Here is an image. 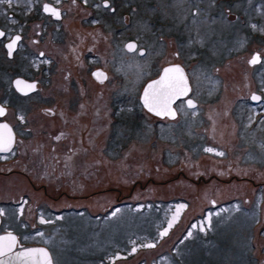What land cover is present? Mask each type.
<instances>
[{
	"label": "rangeland",
	"instance_id": "obj_1",
	"mask_svg": "<svg viewBox=\"0 0 264 264\" xmlns=\"http://www.w3.org/2000/svg\"><path fill=\"white\" fill-rule=\"evenodd\" d=\"M110 2L116 9L113 24L111 16L98 24L99 33L89 27V75L92 67L100 65L108 68L109 81H113L107 84L100 103L92 107L100 115L93 120L103 127L108 126L110 111L127 114H118L122 122L117 131L108 129L113 134L106 145L98 149L89 146V190L82 194L89 193V200L72 208L73 212L80 209L89 221L76 223L60 239L53 231L49 239L36 238L38 233L22 242L47 248L53 264H264V160L249 159L239 147L230 114L233 106L240 110L247 104L245 90L250 84L246 61L250 51H245L260 49L264 53V0ZM41 3L30 0L28 6L37 10ZM232 23L238 24L242 47L230 36ZM129 38L138 42L144 55L124 50ZM249 39L253 43L248 45ZM169 64L186 67L196 81L199 75L211 73L221 80L224 93L213 98L210 107H221L227 119L206 120L204 127L214 139L194 145H161L146 131L141 135L142 144L122 148L120 164L114 166L111 161L108 165L106 156L118 141L117 132L123 124L126 132L122 141L136 137L129 113L142 110L137 102L140 89L133 94L130 88L126 91L129 94H124L123 88L116 91L115 83H120L117 76L132 74L125 79H143L142 86ZM71 73L77 74L74 69ZM119 78L122 86L124 78ZM95 91L89 83V96ZM194 95L200 98L199 87ZM236 99L239 104H235ZM0 169L3 176L10 170ZM12 177L16 183L0 177L5 186L0 189V207L7 208L8 202L19 196L23 199L20 208L33 200L53 201L59 196L53 190L46 195L34 191L26 176ZM197 177L206 180L205 185L197 182ZM15 184L21 188L11 191ZM108 188L115 190L106 191ZM210 201L216 204L215 209ZM148 244L154 247H146Z\"/></svg>",
	"mask_w": 264,
	"mask_h": 264
},
{
	"label": "flooded vegetation",
	"instance_id": "obj_2",
	"mask_svg": "<svg viewBox=\"0 0 264 264\" xmlns=\"http://www.w3.org/2000/svg\"><path fill=\"white\" fill-rule=\"evenodd\" d=\"M29 1L18 0L14 4V0L11 3L0 0V32L4 33L0 36V109H3L0 124L9 126L14 136L10 151L0 154V168H10L5 176L0 177L8 182H15L13 175L26 176L28 186L34 191H41L46 195L47 191L53 190L59 196L53 201L37 203L33 200L21 208L19 206L23 199L19 196L18 200L12 198L7 208L0 207V234H15L16 248L19 249L42 246L38 243L24 244V237L30 234L39 233L36 238L49 239L51 233L56 231L60 239L76 223L89 221L84 213H79L80 209L75 212L72 209L75 208V203L89 200V193L82 195L89 190V146L98 149L99 145H106L113 134L108 129L115 128L117 131L118 123L122 122L118 114H127L110 111L108 126L103 127L93 120L100 115H96V109L92 107L100 103L107 84L112 80L109 81L108 68L100 65L92 67L89 75V27H95L92 31L99 33L101 28L98 24L105 17L111 16L113 24L116 9L111 0H40L42 3L37 10L33 5L28 6ZM43 4L57 9L58 18L44 13ZM19 14H23L24 19ZM67 15H71L70 20L65 22ZM111 28L112 26L109 30ZM229 28L231 38L237 44L241 43L242 47V42H238V24L232 23ZM17 36L20 39L10 52L6 45ZM130 41L137 44L130 54L138 56L140 47L136 40L127 39L123 47ZM181 43L184 46L183 39ZM249 43H253L252 39H249L247 44ZM249 51L246 80L250 85L245 90L244 99L247 104L240 107V110L233 106L230 114L235 128L232 129L233 134L238 137L239 147L244 149L249 159L264 160V53L260 49H248L245 52ZM257 55L258 62L250 63ZM183 68L189 79L190 92L186 98L173 103V118H160L149 113L140 101L143 85L158 77L161 69L145 80L142 86L143 79L139 75H136V78L142 79L139 82L125 79L132 74L117 76L119 80L116 81L120 83H115L116 91L123 88L124 94H129L126 91L130 88V94H133L140 89L137 102L142 110L129 113L134 122V130L139 135L129 136L123 142L126 131L122 124L116 134L119 136L118 141L108 150V165L111 161L115 162L114 166L120 164L122 160L118 154L122 148L142 144L141 135L146 131L154 138L152 141L157 143L160 140L161 145H194L207 140L213 141V134L208 133L204 127L208 124H204L212 118L227 119V112L222 111L221 107H210L211 100L222 97L224 93L220 89L222 81L212 73L199 75L196 81L192 79L188 69ZM73 69L77 72L76 75L71 73ZM95 70L103 71L106 79L101 82L93 77L92 72ZM119 77L124 78L122 86ZM89 83L96 87V91L90 96ZM127 83L131 84L126 85ZM196 87L201 89L200 98L194 95ZM98 92L100 96L97 95ZM188 99L194 101V107H189ZM236 100L235 104H239V99ZM1 171L0 169V173ZM196 181L203 185L206 183L201 177H197ZM1 182L0 189L5 187ZM15 188L20 189L21 184H15L11 191H15ZM110 190L115 189L108 188L106 191ZM211 205L212 209L216 208L214 202ZM206 210L207 208L203 212ZM34 213L37 218L35 221ZM194 223L196 227L197 222ZM36 229L38 231L34 232Z\"/></svg>",
	"mask_w": 264,
	"mask_h": 264
},
{
	"label": "snow or ice",
	"instance_id": "obj_3",
	"mask_svg": "<svg viewBox=\"0 0 264 264\" xmlns=\"http://www.w3.org/2000/svg\"><path fill=\"white\" fill-rule=\"evenodd\" d=\"M8 3H11V0H8ZM107 6V5H105ZM45 11H50L54 16H59L58 11L55 9H50L47 6L45 7ZM4 33L0 32V36H3ZM20 39L19 36L15 37L12 42L8 45V48L11 50L15 47L16 42ZM127 48L131 51L135 49L134 44H128ZM259 60V56H254L250 63H257ZM170 73H175L176 75L170 76ZM94 75L97 79H100L102 82V78L106 79V76L103 72H96ZM17 83H20L19 81ZM29 87H34L29 85ZM188 91L187 81L184 78L183 71L179 67L168 68L165 70L164 77L161 80L154 82L148 86V90L145 91L144 94V103L150 112H155L156 115H170L175 116V113L171 109V102L175 96H179L182 94H186ZM255 99V97H254ZM189 107H194L191 100L188 101ZM3 114V109H0V115ZM7 128V125L4 126ZM11 137H3L0 136V151L6 150L8 144L10 143ZM207 151H211V149H206ZM222 155V153H220ZM175 219V217L173 218ZM167 231L161 233V235H166ZM0 240L7 241L6 244L0 243V254H6V251H11L12 247L15 244V238L8 236L5 238H0ZM146 247H154L152 244L145 245ZM135 251V249H133ZM22 255L26 256H42L47 261V264H51V260L48 258V254L43 250L28 252Z\"/></svg>",
	"mask_w": 264,
	"mask_h": 264
},
{
	"label": "water",
	"instance_id": "obj_4",
	"mask_svg": "<svg viewBox=\"0 0 264 264\" xmlns=\"http://www.w3.org/2000/svg\"><path fill=\"white\" fill-rule=\"evenodd\" d=\"M46 6L48 8H50V9H55V8H53L49 4H43V8H42L43 9V12L46 13V14L52 15L55 18H58L57 16H54L50 11H45V7ZM55 10L58 11L57 9H55ZM9 44L6 45L7 48H8V45ZM128 44H134L135 45V49L137 47V44L134 41H130V42H128V43L125 44V47H124L125 50L128 53H132L135 49L130 51L127 48V45ZM138 52H139L140 55H144L145 50L140 49ZM174 67H179V68L182 69L184 78L186 79L187 86H188V91H187L186 94H182V95H179V96H175L172 99L171 109L174 112V110L172 108L173 103L175 101H177L178 99H184V98H186L189 95V92H190L189 79H188V76H187V73H186L185 69L181 65H179V64H169V65L163 66L161 68V71H160L158 77H156L155 79H152V80H149L148 82H146L145 85L143 86V89H142V92H141L140 101H141L142 107L146 111H148L149 113H151V114H153V115H155L157 117H160V118H164V117L173 118V116H170V115H156L155 112H150L148 110V108L145 106V103H144V94H145V91L148 90V86L150 84H153L154 82L159 81V80H161L162 77H164V74H165V70L166 69H168V68H174ZM96 72H103V71H101V70H95V71L92 72L93 77H95L97 79V77L94 75V73H96ZM104 75H105V73H104ZM169 75L170 76H174L176 74L175 73H170ZM97 80L101 81L100 79H97ZM102 80H104V79L102 78ZM189 100H191V99H188L187 100V103H188ZM192 103L195 104L194 101H192ZM0 136H3L5 138H7L9 136L11 137V140H10V143L8 144L7 149L6 150H3V151H0V154H4V153H7V152L10 151V148H11V146L13 144V138H14V136H13V132H12L11 128L9 126H7V128H4V125L3 124H0ZM8 236H11V237H14L15 238V244L12 247L11 251H6V254H0V264H47V261L42 256H39V255H36V256H26V255H22V254H25V253H28V252L39 251V250H43L44 252H46L48 254V258L51 260V264H53V260H52L51 253H50V251L47 248H45L43 246H30V247H25V248H20L19 249V248H16L17 237H16L15 234H13V233L0 234V238H5V237H8ZM0 243L6 244L7 241L0 240Z\"/></svg>",
	"mask_w": 264,
	"mask_h": 264
},
{
	"label": "trees",
	"instance_id": "obj_5",
	"mask_svg": "<svg viewBox=\"0 0 264 264\" xmlns=\"http://www.w3.org/2000/svg\"><path fill=\"white\" fill-rule=\"evenodd\" d=\"M221 57H222V56H221ZM221 57H219V58H221ZM219 58H218V59H219Z\"/></svg>",
	"mask_w": 264,
	"mask_h": 264
}]
</instances>
